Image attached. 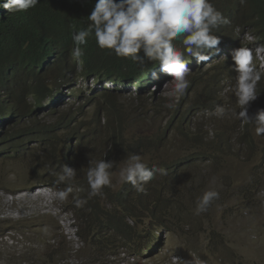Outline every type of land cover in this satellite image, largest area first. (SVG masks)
I'll use <instances>...</instances> for the list:
<instances>
[{"label": "clouds", "instance_id": "clouds-1", "mask_svg": "<svg viewBox=\"0 0 264 264\" xmlns=\"http://www.w3.org/2000/svg\"><path fill=\"white\" fill-rule=\"evenodd\" d=\"M39 2L40 0H0V24L3 23L0 46L9 48L11 52L19 49L22 53L21 60H13L9 74H0V130L22 123L21 119H16L17 116H27L28 124L31 125L37 124V119L42 120L43 128H70L97 108L103 94L115 99L127 97L136 100L139 105L164 100L165 105L158 110L163 114L156 129L158 130L169 118L162 110L178 103L188 87L187 78L193 73L197 76L195 89L203 81L216 80L215 94L210 97L217 99L214 103H206L207 109H197L184 118L191 128L188 133H196L197 128L193 130L195 124H204L205 130H199V133L202 136L206 134L207 137L203 139L205 143L213 144L220 131L205 124V119L209 114L214 118H224L229 112L227 109H230L233 119L236 118L237 123L238 119L242 121L237 126L234 141H239L242 136L253 138V131L257 136H264V70L253 50L256 47L264 54V46L255 41L250 31L240 34L237 29L225 34L228 40L222 41L214 30L218 27L224 28L223 24L228 21L216 9L212 0H96L94 8L87 16L88 27L72 33L74 47L71 54L76 58L82 57L83 46L94 33L97 46L110 50L117 57L130 58L140 64H144L145 59L152 61L144 68L141 78L129 82L115 81L99 72L90 76L81 75L73 57L67 59L64 56L68 39L63 32L60 33L59 18L50 20L45 26L27 30L24 20L34 13ZM174 41H180L183 45L174 44ZM227 61L231 70L224 68L222 73L212 77V69ZM261 61L264 62V56ZM18 84L33 86L41 93L42 100L36 103L34 94L27 91L19 95L16 91V88H20ZM232 90L238 112L233 103L229 105ZM172 91L178 96L174 102H169L167 96ZM19 105L25 106L28 112L19 114ZM74 112H79V117L75 118ZM244 122L252 123L253 129L243 135L241 126ZM222 132L228 149L231 142L224 136L228 135L226 131ZM145 135L148 133L144 132L141 136ZM167 146L169 147H165ZM28 148L31 149L28 154H31L45 149V146L42 140H38L30 143ZM186 150L188 154L191 149ZM89 165L86 174L90 189L88 196L103 195V189L112 185L110 170L114 167V162L105 159L95 162L90 160ZM157 172L167 175L165 169L150 168L140 154H132L127 158L126 166L120 169L119 175L121 183H130L137 192H143L144 185L152 181ZM54 174L57 177L56 183L67 185L58 192L56 189L52 190L64 204L63 201L73 192L71 185L76 179L77 170L64 165ZM217 199V191L204 192L197 200L194 214L207 212ZM86 203L87 200L83 198L75 200L77 207ZM72 227L75 237L73 220ZM155 232H159V229ZM59 233H62L60 228ZM9 243L12 244V240ZM74 252L75 250L71 252V257H77ZM141 257L120 250L116 256L109 258V264H134ZM126 258L130 263L124 262L123 259ZM132 258L135 259L134 262ZM79 260L78 256L75 264Z\"/></svg>", "mask_w": 264, "mask_h": 264}, {"label": "trees", "instance_id": "trees-1", "mask_svg": "<svg viewBox=\"0 0 264 264\" xmlns=\"http://www.w3.org/2000/svg\"><path fill=\"white\" fill-rule=\"evenodd\" d=\"M95 3L96 0H40L34 13L26 17L23 24L27 30H30L45 26L50 20L59 18L60 33L63 32L64 37L68 39L63 52L64 56L67 59L73 57L83 76L99 72L119 82L141 78L144 68L152 61L145 59L144 64H140L130 58L117 57L110 50L97 46L94 33L89 36L87 44L83 46L82 57L76 58L71 54V49L74 47L72 33L88 27L87 16ZM212 3L228 21L223 24L224 28L218 27L214 30L222 41L228 40L225 34L237 29L240 34L250 31L255 41L264 46V0H212ZM2 25L3 23L0 24V33ZM174 44L182 43L174 41ZM22 47L21 45L20 48ZM11 58L12 61L9 62ZM16 58L22 59L19 49L11 52L9 48L0 46V74H9L13 60ZM5 64L7 65L4 66ZM224 68L231 70L228 61L212 69V77L222 73ZM196 78V74L193 73L188 76V87L180 96L178 103L162 110L168 114L169 118L151 135H132L133 138L127 140V137H131L127 134V130H133L137 123V118L131 113L132 103L116 101L107 94L100 97L101 102L89 116L79 119L70 128H60V130L43 128L42 120L34 119L37 124L31 125L28 124L27 116H17L16 119H21L22 123L12 124L0 130V165L12 163L29 165L28 173L39 174L34 177L39 182L38 185L50 186L58 192L67 185L56 183L57 177L54 173H58L57 171L64 165L77 170L76 179L71 185L73 192L66 201H63L74 214L75 233L82 243V247L76 252L80 258L77 264H109V258L116 256L120 250H126L129 255L141 257L151 251L152 246L149 247V242L144 241L152 237L154 230L163 228L173 232L176 229L188 227L182 222L193 214L197 200L203 192H198L200 186L198 181L201 177L191 172H182L181 169L187 166L181 160L177 165L166 160H161L157 166L149 165L153 169H165L167 175L157 172L155 178L144 185L143 192H137L130 183H121L116 190H113L112 181L111 187L103 189V195L89 197L90 189L86 174L90 160L93 162L103 159L120 161L132 149L158 153L172 141L182 148L191 149L186 156L191 160L186 163H196L197 160L202 163L211 161L202 160L205 159L202 154L204 149L205 153L217 156L221 143H205L203 139L207 136L205 133L202 136L199 129L196 133H188L191 128L184 120L187 115L197 109H207L206 103L211 101L214 103L217 99L210 97L215 94L216 80L203 81L205 84L195 90ZM18 85L20 88H16V91L19 95L27 91L34 94L33 99L36 103L42 100L41 93L33 86ZM141 102L147 101L141 100ZM164 102L162 100L159 103L142 104L156 109L164 106ZM233 102L236 104V97L232 90L229 105L231 106ZM236 108L238 112L237 104ZM18 111L19 114L28 112L25 106L20 105ZM73 116L79 117V112H74ZM213 118L214 116L209 114L205 124L213 130L220 131L216 135L217 141L225 143L226 147V139L222 137L223 130L221 131L218 122V120L222 122V118L211 121ZM241 122L238 119V126ZM196 126L197 124L193 127L194 131ZM241 129L244 135L246 131H252L253 125L244 122ZM225 133L229 134L227 131ZM38 140L43 141L45 149L28 154L31 151L28 145ZM253 146L252 138L249 141L248 151ZM260 156L263 159L260 163L264 165V149L260 151ZM196 177H198V183L193 182ZM247 184L249 187H254L257 182L251 179V182L248 181ZM78 198L86 199L87 203L82 207L75 206V200ZM101 201H104L105 207H101L103 205ZM144 218L149 219L148 227L141 231L139 227L143 224ZM62 240L67 243L65 239L62 238ZM63 241L59 243L56 237L47 239V244L52 245L50 256H56L53 260L54 264H58V260L61 262L64 258L73 255L71 248L63 247Z\"/></svg>", "mask_w": 264, "mask_h": 264}, {"label": "rangeland", "instance_id": "rangeland-1", "mask_svg": "<svg viewBox=\"0 0 264 264\" xmlns=\"http://www.w3.org/2000/svg\"><path fill=\"white\" fill-rule=\"evenodd\" d=\"M253 50L264 70L263 51L256 47ZM177 96L172 91L167 98L174 102ZM116 101L131 102V113L137 118L133 130H127L131 135L127 140L144 132L149 135L158 128L163 116L158 110L163 107L154 110L127 97ZM233 105L236 106L234 102ZM227 110L229 112L219 126L229 132L224 136L231 144L226 149L225 143L214 141L221 143L217 156L205 153L204 149L205 159L202 160L211 161L186 163L191 160L186 157L188 150L176 144H170L158 153L132 149L120 161L115 160L111 171L113 190L121 185L119 173L126 166L127 158L140 154L148 166H156L161 160L177 165L181 160L187 166L181 169L182 172L201 177L198 192L215 190L219 193V199L213 201L207 212L196 215L193 211L182 222L188 227L173 232L163 228L159 232L154 230L152 237L144 241L152 246L151 251L137 261L132 258L134 264H264V165L260 163L264 136H257L253 131L254 146L248 151L252 137L242 136L239 141H234L238 123L231 116L230 109ZM204 127V124L196 126L199 130H205ZM29 167L20 163L0 165V264H54L56 256H50L52 245L47 244L49 238L56 237L59 243L62 238L67 239L68 244L63 241V247L71 246L75 254L82 247L73 236V212L57 198L52 187L38 185L34 177L39 174L28 173ZM197 179L194 178L193 182L198 183ZM251 179L256 180V186L249 187L247 182ZM186 202L189 205L188 200ZM101 203V207H105L104 201ZM148 222L149 219L144 218L139 230L148 227ZM78 256L57 263L75 264ZM123 260L130 263L127 258Z\"/></svg>", "mask_w": 264, "mask_h": 264}, {"label": "bare ground", "instance_id": "bare-ground-1", "mask_svg": "<svg viewBox=\"0 0 264 264\" xmlns=\"http://www.w3.org/2000/svg\"><path fill=\"white\" fill-rule=\"evenodd\" d=\"M161 95V94H160Z\"/></svg>", "mask_w": 264, "mask_h": 264}]
</instances>
